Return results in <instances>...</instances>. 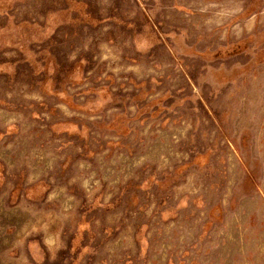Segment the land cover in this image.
<instances>
[{"label":"rangeland","instance_id":"374dc122","mask_svg":"<svg viewBox=\"0 0 264 264\" xmlns=\"http://www.w3.org/2000/svg\"><path fill=\"white\" fill-rule=\"evenodd\" d=\"M0 264H264V0H0Z\"/></svg>","mask_w":264,"mask_h":264}]
</instances>
